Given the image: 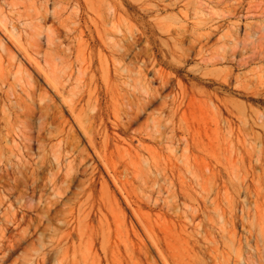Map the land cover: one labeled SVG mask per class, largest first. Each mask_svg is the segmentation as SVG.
Segmentation results:
<instances>
[{"label": "rangeland", "instance_id": "1", "mask_svg": "<svg viewBox=\"0 0 264 264\" xmlns=\"http://www.w3.org/2000/svg\"><path fill=\"white\" fill-rule=\"evenodd\" d=\"M0 264H264V0H0Z\"/></svg>", "mask_w": 264, "mask_h": 264}]
</instances>
